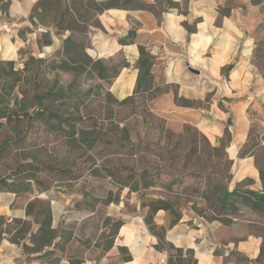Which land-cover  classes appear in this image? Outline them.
Segmentation results:
<instances>
[{
	"label": "rangeland",
	"instance_id": "1",
	"mask_svg": "<svg viewBox=\"0 0 264 264\" xmlns=\"http://www.w3.org/2000/svg\"><path fill=\"white\" fill-rule=\"evenodd\" d=\"M10 1L12 4L16 0ZM87 1L35 0L30 13L12 20L24 24L18 33L24 43L19 46L16 37L8 39L7 46L13 48L12 56L2 54L0 58V61H4L0 64V75L9 72L7 61H15V69L23 70L27 66V70L18 77L21 88H16L19 99L16 107L23 111L37 103L35 93L67 88L76 74L74 61L85 59V55L91 57L92 62L79 72L67 96L43 103L48 109L62 112L69 123L59 124L56 119L26 118L19 126L24 137L11 144L9 157L0 160V174H14V169L20 163H30V170L14 176L24 181L34 182L39 178L52 183L48 191L38 195L0 190V199L8 200V207L11 206L15 212L18 209L26 211L28 203L36 196L48 200L53 226L58 229L57 234L63 237L60 245L69 246L72 253L77 250L73 247L79 245H93L106 250L118 242L126 243L121 236L125 233L122 230L134 220L153 233L159 232L155 223L156 214L150 210L152 200L170 199L181 216L184 213L194 214L211 220L212 208L208 200L200 195L206 190L211 195L210 191L216 190L217 186L219 190L227 186L230 190L239 187L244 191L246 188L242 187L252 183L248 179L235 186L232 167L227 168L225 165L219 166L216 172L210 170L202 176H196L191 173L192 169L185 170L181 165L174 167L167 162L164 152L166 121L154 113L151 107L152 99L162 88L156 87L145 95L125 98L117 97L110 91V84L121 70L124 60L120 55L111 58L93 53V36L96 30H101L100 13L89 10ZM158 2L164 8L166 0H155V3ZM187 2L180 0L173 3L181 9L185 8ZM72 33L82 37V48H73L67 54L64 41ZM4 36L3 31H0V39ZM54 39L55 48L47 51ZM37 59L45 61L38 65ZM62 59L68 62V68L57 66ZM97 60H101V66L94 64ZM256 62L264 64V49L256 52ZM101 72L105 73L106 78L100 77ZM11 81V78H2L0 82L9 90ZM22 88L30 95H25ZM196 103L203 105L205 102ZM247 114L251 128L243 154L255 155L257 167L264 176V101L262 107L249 106ZM209 141L213 145L220 144L217 137ZM56 168L67 169L73 173L68 175H77L78 178L69 180L64 176L62 180H56ZM227 174L230 175L228 181L224 178ZM208 175L212 176L210 180L206 179ZM126 181H130L127 186L124 184ZM135 183H138L139 188L133 190L130 186ZM235 203L238 217H253L254 212L244 205L240 196ZM54 216L58 224L54 222ZM150 216L151 223L148 224L146 219ZM257 216L263 223L264 233V214L257 213ZM1 217L4 219L0 227L4 228H7L8 223L20 227L21 224H16L14 220L23 219L9 215ZM33 219L34 216H27L24 220L31 221L35 230L37 225ZM134 226L138 227L137 221ZM167 244L165 248L169 251ZM171 254L175 264H182L175 250ZM35 256L38 257L39 253L28 259ZM38 259L53 263L58 258L54 254H45Z\"/></svg>",
	"mask_w": 264,
	"mask_h": 264
},
{
	"label": "crops",
	"instance_id": "2",
	"mask_svg": "<svg viewBox=\"0 0 264 264\" xmlns=\"http://www.w3.org/2000/svg\"><path fill=\"white\" fill-rule=\"evenodd\" d=\"M141 1L155 3V0ZM34 2L16 0L7 19L26 16ZM99 20L101 30H96L93 36V53L111 58L120 55L124 60L110 91L120 98L134 93L139 76L136 62L140 46H144L155 57L152 68L155 88H162L151 101L154 113L165 119L168 128L180 132L189 124L209 139L222 137L229 127L232 140L227 152L233 161L234 185L251 179L252 183L242 188L262 190L255 155L243 151L251 128L247 110L251 105L262 107L264 101V64L256 62V52L264 49V0H188L181 9L165 2L160 16L140 8L114 7L100 13ZM23 26L21 22L12 32L3 31L0 58L8 50L12 53L8 39L16 37L19 46L24 43L18 36ZM130 31L133 37L129 36ZM55 43L52 40L47 51L53 50ZM190 67L199 73L190 71ZM182 100L194 102L183 105ZM7 202L0 199V217L27 218L25 209L15 212ZM257 217L254 212L252 218L240 216L226 223L184 213L171 225V215L160 210L155 223L165 229V242L184 253L193 250V264H264L263 223ZM135 221L138 227L134 226ZM128 225L121 235L126 243L118 242L106 250L79 245L73 247L77 249L73 253L69 246L57 248L54 255L58 260L53 263L28 259L21 244L3 238L0 264H169L170 253L157 248L160 239L155 233L140 226L138 220ZM120 247L126 251H120ZM127 254L132 256L130 260L123 259Z\"/></svg>",
	"mask_w": 264,
	"mask_h": 264
},
{
	"label": "trees",
	"instance_id": "3",
	"mask_svg": "<svg viewBox=\"0 0 264 264\" xmlns=\"http://www.w3.org/2000/svg\"><path fill=\"white\" fill-rule=\"evenodd\" d=\"M166 4L169 6L174 5L171 0H166ZM10 6V0H7L6 2L0 0V22L7 20L6 16H8ZM160 6V2L148 4L141 0H104L95 2L89 0L86 3V7L89 10H94L98 13H102L103 11L114 7H127L149 10L157 16L162 14L163 8ZM7 7L8 9H6ZM133 35L134 33L130 31L129 36L133 37ZM81 38L80 35H76L75 33L66 37L64 41V49L67 54L70 53L73 48H82L80 45ZM123 41H125V39H122V42ZM37 60L38 65L45 61V59ZM74 62L76 63L74 67L76 74L72 83H70L67 88L64 89V87H61L57 90L49 89L41 94L35 93V96H33L35 97V101L37 100V103L35 102V104L20 111L16 107L19 104L16 88H21V85L18 83L20 80L18 77L23 71L27 70V66H25L23 70L15 69V61H7L6 64L10 67V70L9 72H6V70L3 69L6 73L5 75H0V81L2 78H11L12 81L9 83V90H6L5 85H2L0 82V160L9 157L12 152L10 148L11 144L16 143L18 139L24 137L21 136L19 126L26 118H38L43 120L56 119L59 121V124L62 122L66 124L69 123V119L63 117L62 112L58 109H48L44 107L45 104L43 105V103L45 100L63 99L67 96L71 87L76 83L79 72L85 70L92 60L91 57L85 55V59L80 61L76 60ZM1 63H4V61H0V64ZM154 63L155 57L151 55L144 46H140V56L136 62V67L139 69V76L134 93L128 97L140 94L145 95L155 89L154 75L152 73ZM94 64H99L101 66V60L95 61ZM57 66L68 68V62H66L65 59H62L61 62L57 63ZM102 69H106V67H103ZM100 77L106 78L105 73L101 72ZM12 91L15 92L14 95H12ZM21 91L25 95H30L29 92L23 88ZM180 102L183 105H190L193 104L194 101L182 100ZM32 107L33 109L31 111ZM228 122L230 123L231 121L229 120ZM1 139L3 140L2 142ZM231 140L232 134L229 127H226L224 136L218 138V141L220 142L219 145L211 144L208 137L192 125H184L183 130L180 132L166 127L164 145L165 158L171 166L176 167L181 165L185 170L192 169V174L202 176L210 170L216 172L221 165H225L227 168L232 167L233 161L229 158L227 152ZM234 150L235 149L231 147L232 154ZM30 168V163H20L14 169V174H0V190L16 194L24 192L32 194L36 193V195L48 191L51 187V182L46 183L39 178H36L34 182L24 181L15 177L21 172L30 170ZM259 171L263 182V190L246 189L241 191L239 187L230 190L227 186L219 190L217 186L216 190L210 191L211 195H208L207 190L203 195H200V197L208 200L209 206L212 208L213 217H211V220L221 219L226 222H231L233 218L238 217L239 212L235 203L238 196L242 198L244 205L250 208L252 212L261 215L264 214V176L261 169H259ZM71 173L72 172L67 169L56 168V180H62L64 176H67V179L69 180L78 178L77 175H68ZM211 178L212 176L208 175L206 179L210 180ZM224 178L228 181L230 175L227 174ZM250 181L252 182L251 179ZM124 184L127 186L130 184V181H126ZM130 187L133 190L139 188L138 183H135ZM37 206L38 208H36ZM150 210L155 214L160 210L169 211V214L173 215V217L171 216V225L177 223L181 218V215L176 212L170 199L159 198L152 200ZM26 213L29 217L34 216L33 222L37 225V229H33L31 221L15 219L14 222L18 225L21 224V226L17 227V225L8 223L7 228H4L3 226L0 227V240L7 238L13 243L21 244L28 258L37 253H39V256H43L45 254H54L57 248L64 249L65 246L61 247L60 245L63 237L57 234L58 229L53 227V216L50 202L48 200L36 196L28 203ZM3 219V217L0 218L1 225L3 224ZM150 220L151 216L146 219L148 224L151 223ZM153 230H155L154 227ZM159 230V232L155 233L160 239L157 248L166 249L165 244L168 242L164 241L165 229L159 227ZM12 231H14L13 234H11ZM167 245L171 251L175 250L178 253L176 257L182 264H193L195 262L193 250L189 249L184 253L183 249L175 247L172 243H168ZM119 249L120 251H126V248L124 247H120ZM171 251L168 263L175 264V261L173 260L174 256L171 254ZM39 256L32 258L38 259ZM131 257L130 254H127L123 259L130 260Z\"/></svg>",
	"mask_w": 264,
	"mask_h": 264
},
{
	"label": "built area",
	"instance_id": "4",
	"mask_svg": "<svg viewBox=\"0 0 264 264\" xmlns=\"http://www.w3.org/2000/svg\"><path fill=\"white\" fill-rule=\"evenodd\" d=\"M19 24L17 22L13 21H2L0 22V30L5 32H12L14 28L18 27Z\"/></svg>",
	"mask_w": 264,
	"mask_h": 264
},
{
	"label": "water",
	"instance_id": "5",
	"mask_svg": "<svg viewBox=\"0 0 264 264\" xmlns=\"http://www.w3.org/2000/svg\"><path fill=\"white\" fill-rule=\"evenodd\" d=\"M189 70L192 71V72H194V73H199L198 70H196V69H194V68H191V67L189 68Z\"/></svg>",
	"mask_w": 264,
	"mask_h": 264
},
{
	"label": "bare ground",
	"instance_id": "6",
	"mask_svg": "<svg viewBox=\"0 0 264 264\" xmlns=\"http://www.w3.org/2000/svg\"><path fill=\"white\" fill-rule=\"evenodd\" d=\"M6 56H11V54H9V50L8 51H6V54H5Z\"/></svg>",
	"mask_w": 264,
	"mask_h": 264
}]
</instances>
